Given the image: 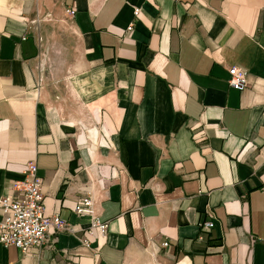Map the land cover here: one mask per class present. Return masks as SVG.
<instances>
[{
    "label": "crops",
    "instance_id": "crops-1",
    "mask_svg": "<svg viewBox=\"0 0 264 264\" xmlns=\"http://www.w3.org/2000/svg\"><path fill=\"white\" fill-rule=\"evenodd\" d=\"M30 162L77 232L0 264H264V0H0V199Z\"/></svg>",
    "mask_w": 264,
    "mask_h": 264
},
{
    "label": "built area",
    "instance_id": "built-area-1",
    "mask_svg": "<svg viewBox=\"0 0 264 264\" xmlns=\"http://www.w3.org/2000/svg\"><path fill=\"white\" fill-rule=\"evenodd\" d=\"M141 14V9L136 7L134 17ZM68 15L73 16L74 11L69 10ZM133 25L128 29L132 31ZM230 79L229 87L239 92H244L249 87L248 75L236 67L228 70ZM24 179L11 185L12 196L0 199V246L15 247L24 255L34 251L52 249L61 233H75L59 215H44L43 181L37 176L35 162L26 165ZM74 212L81 217H89L90 227L82 230L83 244L87 248L97 241L104 239L108 234V223L102 222L97 210V201L90 191H84L81 200L75 206ZM209 213V211H208ZM203 229L213 228L212 222L202 224ZM203 236L200 240H203ZM168 244L165 243L164 247Z\"/></svg>",
    "mask_w": 264,
    "mask_h": 264
},
{
    "label": "rangeland",
    "instance_id": "rangeland-1",
    "mask_svg": "<svg viewBox=\"0 0 264 264\" xmlns=\"http://www.w3.org/2000/svg\"><path fill=\"white\" fill-rule=\"evenodd\" d=\"M61 2H62V0H52V6H53L54 8H56V9H58V8L61 6ZM49 14H50V13H47V14L45 15L44 18H47ZM52 15H53V14L51 13L50 16H52ZM55 18H56V17H55ZM55 20H60V21H61V25H62V27H63L61 33H62V36H64V34L66 33L65 30L68 29V27H67V26H68V25H67L68 19H67L66 14H65V15H64V14L61 15V16L59 17V19H55ZM64 21H65L66 23H64ZM66 25H67V26H66Z\"/></svg>",
    "mask_w": 264,
    "mask_h": 264
}]
</instances>
